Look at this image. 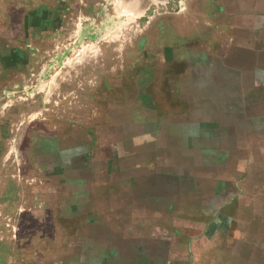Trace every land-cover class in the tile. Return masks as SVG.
Masks as SVG:
<instances>
[{
	"label": "rangeland",
	"instance_id": "1",
	"mask_svg": "<svg viewBox=\"0 0 264 264\" xmlns=\"http://www.w3.org/2000/svg\"><path fill=\"white\" fill-rule=\"evenodd\" d=\"M0 264H264V0H0Z\"/></svg>",
	"mask_w": 264,
	"mask_h": 264
},
{
	"label": "crops",
	"instance_id": "2",
	"mask_svg": "<svg viewBox=\"0 0 264 264\" xmlns=\"http://www.w3.org/2000/svg\"><path fill=\"white\" fill-rule=\"evenodd\" d=\"M172 46H174V45H172ZM172 48H173V47H171V49H172ZM173 61H174V64H175L176 66L182 64V62H180V60H179L178 58H177V59H176V58H175V59L173 58ZM132 182H133V185H132V186H130V185L128 186V187H129V191H130L131 188H137V186H138V185L136 184V182H138L137 179H133Z\"/></svg>",
	"mask_w": 264,
	"mask_h": 264
}]
</instances>
